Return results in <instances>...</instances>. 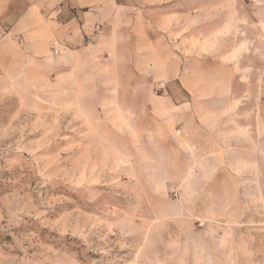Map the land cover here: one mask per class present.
Wrapping results in <instances>:
<instances>
[{
    "label": "rangeland",
    "instance_id": "1",
    "mask_svg": "<svg viewBox=\"0 0 264 264\" xmlns=\"http://www.w3.org/2000/svg\"><path fill=\"white\" fill-rule=\"evenodd\" d=\"M247 1L218 26L231 40L208 41L247 50L234 94L249 129L212 183H156L134 129L115 127L122 106L89 102L94 74L61 89L53 61L48 88L23 75L0 91V264H264V0Z\"/></svg>",
    "mask_w": 264,
    "mask_h": 264
},
{
    "label": "crops",
    "instance_id": "2",
    "mask_svg": "<svg viewBox=\"0 0 264 264\" xmlns=\"http://www.w3.org/2000/svg\"><path fill=\"white\" fill-rule=\"evenodd\" d=\"M248 4L0 0V91H15L23 75L26 82L48 88L53 61L60 69L51 83L61 89L80 87L94 74V87L104 91L89 102L122 106L115 127L134 129L137 151L150 154L156 183H212L208 172L215 166L210 163L215 159L222 160L216 168L229 165L230 154L240 148L249 129L236 112L242 98L234 94V63L247 50L223 51L208 41L231 40L220 36L218 26L223 20L227 26ZM178 18L183 19L179 32ZM210 55L215 63L208 62ZM98 72L109 77L97 80Z\"/></svg>",
    "mask_w": 264,
    "mask_h": 264
}]
</instances>
